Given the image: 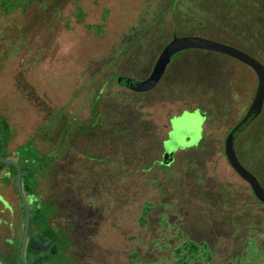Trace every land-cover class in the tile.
Wrapping results in <instances>:
<instances>
[{
    "label": "rangeland",
    "instance_id": "obj_1",
    "mask_svg": "<svg viewBox=\"0 0 264 264\" xmlns=\"http://www.w3.org/2000/svg\"><path fill=\"white\" fill-rule=\"evenodd\" d=\"M174 37L228 45L264 66V0H42L0 14L2 147L8 138L6 153L46 168L38 194L52 206L38 204L65 234L61 264H130L132 254L171 264L186 239L203 243L191 264H264V204L225 152L254 72L189 50L151 91L123 87L147 79ZM184 109L205 115L201 138L184 146V114L160 162L168 120ZM235 150L264 188V105Z\"/></svg>",
    "mask_w": 264,
    "mask_h": 264
},
{
    "label": "water",
    "instance_id": "obj_2",
    "mask_svg": "<svg viewBox=\"0 0 264 264\" xmlns=\"http://www.w3.org/2000/svg\"><path fill=\"white\" fill-rule=\"evenodd\" d=\"M189 50H202V51L219 53L228 56L248 66L254 72L257 78V87L253 100L246 114L230 131L226 140L225 152H226L227 162L232 168V170L249 186L254 197L261 204H264V188L262 187L258 179L240 163L235 150V143L237 139L260 115L264 105V66L260 62H258L256 59L249 56L248 54L244 53L243 51L228 45L216 43L198 37H174L160 53L147 79L143 81H137L135 79L126 77L125 80L123 81V87L135 93H146L151 91L160 82L168 65L171 62L172 57L176 54ZM184 114L188 116V119H191V124H190L191 129L188 133L187 143L184 144V146L185 145L196 146L198 144L197 141L201 138L200 125L202 123V120L205 118V115L203 113H200L198 110L192 112L184 110L180 115H177L172 119H170L171 129L169 132H171L173 125L178 126L179 122L183 119ZM1 139H2V134L0 130V141ZM169 141H170V136L168 134V138L164 140L161 144L163 149V155L166 150L164 144ZM0 163L7 166H11L16 171L15 188L21 199L24 208V215H25L24 229L22 233L19 253H20L21 264H27V261L25 259V247H26V240H27L28 228H29V210H28V203L25 197L23 196L21 190V167L19 166V164L9 159L3 158L2 156H0ZM49 244H50V240L44 243L32 242L29 245V250H31L32 252H39L42 250H46Z\"/></svg>",
    "mask_w": 264,
    "mask_h": 264
},
{
    "label": "trees",
    "instance_id": "obj_3",
    "mask_svg": "<svg viewBox=\"0 0 264 264\" xmlns=\"http://www.w3.org/2000/svg\"><path fill=\"white\" fill-rule=\"evenodd\" d=\"M41 1L42 0H0V14L9 15L17 11L26 12V10L31 4L40 3ZM82 17L83 14L81 12V9L79 8L77 10L78 21H81ZM95 28L98 29V32L101 31V28L99 26L98 27L96 26ZM89 29H93V28L89 27ZM179 56L180 53L174 55L172 60L175 61ZM120 86H122V84ZM3 126L5 129H7L6 123H4ZM0 130L2 134V139L0 141V156H2L3 158H8V156L4 152L8 138L6 140L5 146L2 147V142L4 141V134L2 131L1 123H0ZM19 165L21 166V171H22V189L24 190V192L28 191L29 193L33 194L35 190L39 187V179L42 178L43 174L47 173L46 168L40 167L39 170L38 168L37 169L29 168L28 167L29 160L27 158L24 159V166L20 161H19ZM3 169L10 170L13 173V175L16 176V171L13 167L0 163V171ZM35 173L37 174L35 175ZM32 179L34 180V184L32 183V186L34 185V187H32L29 184V182H31ZM42 204L43 206H45V203ZM49 211L50 208H45L44 213H40V207H39L35 211L36 215L32 214L30 217V225L35 224L36 227L38 226L39 228L40 227L43 228L44 230L41 237L44 238L47 236L48 239L50 240V244L46 250L42 251L37 255H35L31 250L27 249V264H61L60 258L65 251L66 238H65V234H63L62 232H58L57 229L45 228L48 219L54 216V215L49 216L48 215ZM146 214H148V211L143 213V215ZM33 220L36 222L33 223ZM19 244L20 242H18L16 246L15 264H21L20 255H19ZM202 244L203 243L198 244L197 242L191 240L182 241L181 244L174 249L173 252L174 262H172L171 264H191V262L200 261L199 256H200V251H201L200 249ZM129 257H130V264L140 263V259L138 258L137 254H132Z\"/></svg>",
    "mask_w": 264,
    "mask_h": 264
},
{
    "label": "crops",
    "instance_id": "obj_4",
    "mask_svg": "<svg viewBox=\"0 0 264 264\" xmlns=\"http://www.w3.org/2000/svg\"><path fill=\"white\" fill-rule=\"evenodd\" d=\"M175 116L177 115H173L172 117ZM164 140L161 141V144ZM3 173L4 171H0V195L4 200V203L0 205V264H15L16 246L20 241L23 225L20 207L16 205L17 202L12 189V178L10 175L4 176ZM3 181L6 184H3Z\"/></svg>",
    "mask_w": 264,
    "mask_h": 264
},
{
    "label": "flooded vegetation",
    "instance_id": "obj_5",
    "mask_svg": "<svg viewBox=\"0 0 264 264\" xmlns=\"http://www.w3.org/2000/svg\"><path fill=\"white\" fill-rule=\"evenodd\" d=\"M181 55V54H180ZM173 117L169 118L168 120V125H169V130L166 132V138L165 140L168 138V134H169V131L171 129L170 127V119H172ZM6 150V147L4 149V152ZM6 153V152H5ZM6 155L8 156V158L6 159H9L17 164H19V161H20V157L17 156V154H15V156H12V155H9L8 153H6ZM160 162L163 161V151H162V154H161V157H160ZM20 166V165H19ZM11 167V166H10ZM21 167V166H20ZM1 171H4V176L5 175H10V177L12 178V189H13V192L15 194V198H16V205L18 207H20V216H21V220H22V231H21V236H20V244H19V251H20V245H21V239H22V233H23V229H24V219H25V215H24V208H23V205H22V202H21V199L16 191V188H15V181H16V176L13 175V173L8 170V169H3ZM6 184V182L3 181V184ZM21 190H22V193H23V196L25 197L27 203H28V210H29V228H28V236H27V240H26V247H25V259L27 261V249H29V245L32 243V242H36V243H44L46 241H48V237H44L42 238L41 235L43 234V228H39L38 226L36 227V225L34 224H31L30 225V217L31 215L35 214V211L37 208L40 207V203H45V204H48V205H51L52 204H49L48 202H45L41 199V197L39 196L38 194V188L35 190V192L32 194V193H29L28 191L27 192H24V190L22 189V171H21ZM39 201V202H37ZM34 202V203H33ZM4 203V200L2 198V196L0 195V205ZM39 203V204H38ZM50 206V208H51ZM36 215V214H35ZM38 220V219H37ZM36 221L33 220V223H35ZM46 229H53V222H52V217L48 219V221L46 222V225H45ZM44 251V250H42ZM42 251H39V252H33L35 255L41 253ZM20 255V253H19Z\"/></svg>",
    "mask_w": 264,
    "mask_h": 264
}]
</instances>
